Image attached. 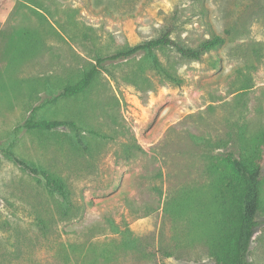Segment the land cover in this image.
Instances as JSON below:
<instances>
[{
    "label": "rangeland",
    "instance_id": "rangeland-1",
    "mask_svg": "<svg viewBox=\"0 0 264 264\" xmlns=\"http://www.w3.org/2000/svg\"><path fill=\"white\" fill-rule=\"evenodd\" d=\"M167 26L186 47L212 34L225 44L202 61L155 51L180 85L144 66L143 91L135 89L137 56L105 63L83 96L36 112L106 139L19 128L97 57ZM21 30L36 36L33 50L15 51ZM262 128L264 0H0V264H211L206 240L223 202L213 190L220 158L237 152L239 132ZM4 150L60 177L71 206L63 209ZM260 192L249 264H264V168ZM200 204L209 206L208 222ZM160 245L177 257L147 254Z\"/></svg>",
    "mask_w": 264,
    "mask_h": 264
},
{
    "label": "trees",
    "instance_id": "trees-1",
    "mask_svg": "<svg viewBox=\"0 0 264 264\" xmlns=\"http://www.w3.org/2000/svg\"><path fill=\"white\" fill-rule=\"evenodd\" d=\"M171 35L172 28L167 26L152 39L133 46H126L106 57H97L95 64L84 70L79 78L53 88L51 98L34 107L19 128L42 133L66 128L71 130L77 137H81L82 133H86L95 139H106V135L78 121L38 118L36 112L52 107L62 101L83 96L92 87L99 74L104 71L105 63L128 62L137 56H141L139 62L141 64L138 66V71L129 78V83L135 89L143 91L142 84L145 76L141 73L144 71V66L161 80L180 85L181 80L159 61L155 51L171 50L181 59L202 61L207 54L225 44L224 37L212 34L194 47H186L172 38ZM15 36V51L18 44L24 46L28 51L36 47V36L29 30H21ZM45 84L48 86V83ZM248 85L249 81L244 80L243 89H248ZM236 138L237 152H227L220 158L224 171L219 173V176L213 182V190L215 194L218 193L222 197L223 202L219 209L220 218L213 224L211 232L207 234L206 246L211 264H249L247 261L249 246L260 224L256 217L261 206L260 189L264 168V128L252 133L241 131ZM4 154L23 171L29 173L50 197L58 200L63 209L67 210L71 206L69 190L60 177L32 162L17 157L12 150H4ZM216 166L212 162L208 169L215 172ZM227 171L230 173L229 178L225 176ZM200 205L203 209L200 213L206 216V222H208L210 217L208 215L209 206ZM37 224L41 229L44 227L42 220H38ZM151 248V246H147V254L149 255L157 256L159 254L162 257H177L176 253L165 251V248L161 245L156 251H152Z\"/></svg>",
    "mask_w": 264,
    "mask_h": 264
}]
</instances>
